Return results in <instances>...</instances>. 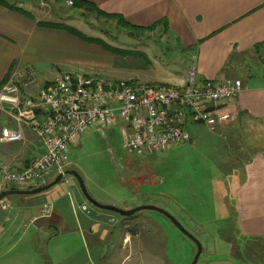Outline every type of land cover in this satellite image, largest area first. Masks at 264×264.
I'll return each mask as SVG.
<instances>
[{
    "label": "rangeland",
    "instance_id": "rangeland-1",
    "mask_svg": "<svg viewBox=\"0 0 264 264\" xmlns=\"http://www.w3.org/2000/svg\"><path fill=\"white\" fill-rule=\"evenodd\" d=\"M65 10L67 12L64 11L63 14L68 13L74 19L71 26L82 29L87 36L100 38L127 51L117 52L103 44L67 33L81 47H66L65 61L56 66L59 67L60 74L75 66L77 68L70 71L82 70L101 78H126L153 83L169 81L177 71L183 72L187 66L172 35L153 30L130 35L117 17L108 18L87 13L82 18L74 13V8ZM69 56L74 59L68 58ZM54 67V64L49 63L36 65L33 80L15 82L23 91L36 93L46 80L58 76ZM13 125V120L0 112V133L3 128ZM189 129L191 140L186 143L160 152L132 155L123 146V125L88 127L80 140L69 146L65 170L76 169L84 178L90 194L101 203L122 208L155 204L171 212L202 243L203 252L197 264H243L247 260L245 254L235 258L234 247L228 238H236L240 247L246 240L240 233H236V222L234 226L230 224L231 219L236 221L234 209L224 206L227 201L223 202L228 195L227 187L224 186L228 178L224 177V172L237 160L235 150L238 146L235 142L222 144L223 140L218 131L210 130L207 126L194 124ZM25 131L26 134L30 133L28 146L33 153L35 149L32 145L41 146L42 143L30 129L25 128ZM19 144L0 143V150H18ZM66 179H70L72 183H66ZM73 185L81 199L95 207L82 193L77 179L70 174L43 192L13 194L5 198L15 210L20 209L21 201L33 202L30 208L32 212L29 213L31 216L39 206L44 203L53 204L58 196L66 193L68 189L72 190ZM6 212L9 213V210ZM16 215L20 217L16 225H13L16 240L10 239L9 244L8 234L1 237L0 264H39L37 262L40 256L36 257V250L40 255L48 250L50 253L54 252L56 258H64L71 250L87 246L84 238L71 239L66 233L64 236H52L51 231L29 224V220L25 221L26 218L18 211ZM114 215L123 219L117 212ZM131 217L139 218L132 220L127 226L121 221L109 223L112 234H107L110 237L106 238L107 257L111 251L124 245L123 240L119 239L129 232L132 236L129 244L143 249L144 264L192 263L197 251L195 242L164 214L146 209ZM13 230L11 234L15 233ZM249 244L252 248L250 252L247 251V257H255L256 263L260 261L259 258L264 262V244L259 241H250ZM234 246L239 247L236 243ZM153 250L158 255H150ZM124 255L115 257V264L122 262ZM136 259L127 258L122 264H136Z\"/></svg>",
    "mask_w": 264,
    "mask_h": 264
},
{
    "label": "crops",
    "instance_id": "crops-1",
    "mask_svg": "<svg viewBox=\"0 0 264 264\" xmlns=\"http://www.w3.org/2000/svg\"><path fill=\"white\" fill-rule=\"evenodd\" d=\"M5 1L16 8L0 3V88L12 78L18 81L26 79L27 82V79L33 80L34 67L43 63L54 64V71L57 69L60 74L56 66L65 61L66 47L73 45L79 49L81 45L73 41L68 31L42 23L71 25L74 19L68 13L63 14L65 9L74 8V13L82 18L87 15L84 9L68 5V0ZM83 1L106 13L119 15L132 25H156L153 31L175 37L187 66L183 72L177 71L169 81L160 82L182 83L191 67H195L203 79L240 78L243 81L242 91L229 103L233 119L214 130L218 131L222 144L235 142L238 146L235 150L237 160L224 172V177L228 178L224 183L228 195L223 202L227 201L229 204L224 206L234 209L236 225L242 236L264 238V0ZM76 68L72 66L70 70ZM31 89L34 90L33 87ZM29 135L27 133L25 140L18 142V150H0V159L16 168L28 165L43 151L39 144H35L32 145L35 152H31ZM58 174L54 173L48 181ZM66 183L71 184L72 181L66 179ZM12 187L0 180V192ZM73 187L50 204L51 211L47 215L42 214L41 205L29 216L33 202L28 201H21L20 209L11 208L9 213L0 210V239L8 234L9 244L10 239L16 240L13 225L20 219L16 215L18 211L26 218L25 221L29 220V224L51 231L52 236H64L66 233L71 239L78 237L86 241L87 246L71 250L64 258H56L53 251H43L44 255H40L36 250V257L40 256L39 264H115V257L120 258L127 250L124 260L136 257V264H144L143 249L129 244L132 240L129 232L119 239L125 246L111 251L109 257L105 247L106 238L112 234L110 222L121 221L127 226L139 217L120 215L123 216L121 219L114 215V211L93 207L81 199L75 185ZM84 203L89 205V212L79 208ZM12 230L14 234H11ZM149 254L158 255L155 250Z\"/></svg>",
    "mask_w": 264,
    "mask_h": 264
},
{
    "label": "built area",
    "instance_id": "built-area-1",
    "mask_svg": "<svg viewBox=\"0 0 264 264\" xmlns=\"http://www.w3.org/2000/svg\"><path fill=\"white\" fill-rule=\"evenodd\" d=\"M75 0H68L74 5ZM10 79L0 88V112L14 125L0 133L1 143L23 141L25 128L41 141L43 151L16 168L0 159V180L9 186L33 188L65 171L69 146L88 127L123 125V146L132 155L160 152L191 140L194 124L216 130L233 119L229 103L243 89L240 78L203 79L188 69L182 83L101 78L75 70L59 74L36 93L25 92ZM89 212L87 203L79 206ZM4 198L0 210H10ZM42 214L51 211L44 203Z\"/></svg>",
    "mask_w": 264,
    "mask_h": 264
},
{
    "label": "water",
    "instance_id": "water-1",
    "mask_svg": "<svg viewBox=\"0 0 264 264\" xmlns=\"http://www.w3.org/2000/svg\"><path fill=\"white\" fill-rule=\"evenodd\" d=\"M73 175L80 186V189L82 191V193L84 194V196L86 197V199L95 207L101 208V209H106V210H110V211H114L117 212L123 216H131L133 214H135L138 211L141 210H156L161 212L162 214H164L167 218L170 219V221L177 226L185 235H187L188 237H190L196 244L197 246V251L195 254V257L192 261L191 264H197L200 255L203 252V245L200 242V240L194 236V234H192L190 231H188L184 225L176 218L175 215H173L171 212H169L168 210L159 207L155 204H142V205H138L136 207H132V208H122L119 207L117 205L114 204H105V203H101L100 201H98L97 199H95L89 192L86 182L84 180V178L82 177V175L76 170V169H66L63 172H60L53 180L48 181L45 184L39 185L37 187H33V188H9V189H4L0 192V201L2 199H4L5 197L9 196V195H13V194H36V193H40L43 192L45 190L50 189L51 187H53L54 185H56L57 183H59L60 181L63 180L65 175Z\"/></svg>",
    "mask_w": 264,
    "mask_h": 264
},
{
    "label": "trees",
    "instance_id": "trees-1",
    "mask_svg": "<svg viewBox=\"0 0 264 264\" xmlns=\"http://www.w3.org/2000/svg\"><path fill=\"white\" fill-rule=\"evenodd\" d=\"M0 3L4 4L6 6L12 7V8H16L15 6L10 5L5 0H0ZM74 5L84 9V11L86 13H96L98 16H105V17H108V18L117 17L119 19V22L128 31V33L130 35H132V34L136 35L138 32H144V31H147V30H153V28L156 27V25H152L150 27H139V26L132 25V24L128 23L123 17H121L119 15L110 14V13H106L104 11H101L96 6H94L91 3H88L87 1L75 0ZM42 24L43 25H48V26L60 27V28H62L64 30L68 31L69 33L74 34V35H76V36H78V37H80L82 39H85V40H88V41H94V42H97L99 44H103L105 47H108L109 49L117 51V52L127 51V50H121L120 48H116V47L108 44L107 42H105L104 40H102L100 38L87 36L83 31H81L78 28H76L74 26H71V25L57 24V23H48V22H43ZM128 52H130V51H128ZM12 188H17V187L13 186ZM232 215H233V213H232ZM234 215H235V213H234ZM235 222H236L235 219H231L230 220V224H233V226L235 225ZM236 233L237 234L239 233L238 228L236 229ZM242 237L244 238V240H246L244 245H242V247H240L238 245L239 242L233 236L232 237L230 236V238H228V240L231 242V245L234 247L233 256L236 258V257L242 256L243 253H244L245 257L247 258V260L244 261L243 264H246V263H249V264H264L263 260L260 259V258L258 259V261L260 260V261H262V263L260 261L258 263H256L255 260H257V259L255 257L252 258L253 256H251L250 259L247 257V251L250 252V249L252 248V246L249 244L250 241H259V242L264 244V238H260V237H249V238H246L244 236H242ZM235 243L237 244V246H239V247H237L238 250H236L237 248H236V246H234ZM260 252H261V250H260Z\"/></svg>",
    "mask_w": 264,
    "mask_h": 264
}]
</instances>
